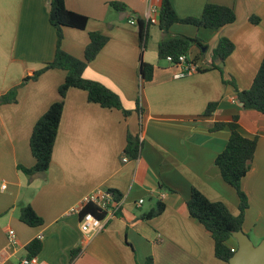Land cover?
Segmentation results:
<instances>
[{
	"label": "crops",
	"instance_id": "obj_1",
	"mask_svg": "<svg viewBox=\"0 0 264 264\" xmlns=\"http://www.w3.org/2000/svg\"><path fill=\"white\" fill-rule=\"evenodd\" d=\"M110 1L124 3L126 11L112 9ZM170 2L179 17H199L207 2L230 6L236 16L218 29L170 26L169 35L202 40L201 47L190 51L205 70L180 78L173 77L176 66L157 56L165 34L149 26L145 44L153 32L158 40L156 54L147 55L146 46L140 48L136 25L128 22V15L145 20L160 0H65L68 9L89 20L84 29L62 27L61 49L82 59L88 33L106 35L108 41L82 74L115 92L129 113L101 107L89 102L84 90L69 88L48 170L30 176L18 165L34 164L31 130L58 99L65 72L47 70L22 84L14 103L0 104V262L19 264L27 254L25 246L37 239L41 249L35 259L44 264H144L148 257L153 264H228L214 256L209 232L188 214L186 201L196 188L238 213L237 194L214 162L229 129L210 130L233 115L238 116L240 133L257 139L251 167L241 180L248 203L241 229L253 243L264 239V113L243 108L234 88L222 82V77L233 78L239 90L250 87L264 55V0ZM49 9L50 0H0V96L53 59L57 36ZM252 16L258 17L257 23L250 21ZM221 37L234 48L225 59L213 60L218 68L211 67V51ZM141 60L153 65L149 80L141 78ZM210 102H216V108L204 115ZM127 134L139 141L136 158L124 152ZM96 189L116 191L122 204L103 229L89 237L81 233L78 215L68 211ZM157 201L164 204L162 213L142 218ZM26 205L43 219L41 225L19 220L20 208ZM8 230L16 235L15 245L8 242ZM228 244L236 249L233 238Z\"/></svg>",
	"mask_w": 264,
	"mask_h": 264
},
{
	"label": "trees",
	"instance_id": "obj_2",
	"mask_svg": "<svg viewBox=\"0 0 264 264\" xmlns=\"http://www.w3.org/2000/svg\"><path fill=\"white\" fill-rule=\"evenodd\" d=\"M108 5L116 11H126L124 3L110 1ZM135 18V25L139 35V45L142 50L148 36V28L153 23L139 18L137 15H128ZM236 16L230 6L207 2L199 17H179L170 0H160L158 8V28L165 34V37L158 42L157 56L159 59H166L170 56L174 61L181 54L188 55L193 46H202V40L197 37L185 35H169L168 29L174 23L192 24L196 27L218 29L225 24L231 23ZM49 23L56 30V48L52 60L45 62L41 68L34 71L31 75L25 76L20 84L10 88L0 96V104L14 103L16 101L17 89L26 82L36 80L43 72L50 69H60L65 72L63 82L58 86V99L51 103L46 111L36 120L29 136V147L34 164L31 167L18 165V169L28 175L42 174L48 170L54 142L56 139L58 126L64 107V98L69 88H78L86 92L89 102L99 104L104 108H115L123 112L124 115L129 110L123 108L119 96L103 83L88 79L82 72L86 65L93 60L108 41L106 35L92 31L88 33L89 42L84 49L82 59H78L61 49L62 27L68 26L84 29L88 23V16L73 10L65 5V0H50L48 15ZM253 23L258 22V17H250ZM234 44L226 37H221L216 46L211 51L210 66L218 68L213 63L216 58L225 59L233 50ZM141 59V53H140ZM194 61L197 57L193 58ZM198 70H205L198 67ZM222 76L223 72L219 68ZM153 65L141 60L140 74L143 80H149L152 76ZM222 82L231 85L236 93L237 100L242 103L243 108H251L264 113V55L259 68L248 89L239 90L233 78L225 79ZM216 102L207 104L204 115L211 114L216 108ZM228 127L229 136L224 149L215 157V165L220 171L222 179L231 185L238 197V213L232 214L226 205L220 201H211L196 188H191L190 196L186 201L188 214L198 220L209 232L214 245V256L226 263L233 254L234 250L228 244L231 239V232L241 229L244 211L247 208V197L241 188V180L251 167L256 149V137H247L240 133L238 116L233 115L228 122L214 123L210 130H217ZM124 152L131 158H136L139 154V141L137 137L130 134L126 136ZM116 198L120 195L114 191ZM164 210V204L157 201L156 205L142 215L144 219H151L158 216ZM92 212L96 216L101 214L96 212L93 204L84 206L82 213ZM19 220L28 226H38L43 223V219L34 211L30 205L22 206L19 211ZM26 256L34 257L41 249V242L33 239L26 246ZM77 249L71 250L72 255L76 254ZM144 264H153L152 258L148 257Z\"/></svg>",
	"mask_w": 264,
	"mask_h": 264
},
{
	"label": "built area",
	"instance_id": "obj_3",
	"mask_svg": "<svg viewBox=\"0 0 264 264\" xmlns=\"http://www.w3.org/2000/svg\"><path fill=\"white\" fill-rule=\"evenodd\" d=\"M145 20L153 24H157L158 9L155 7H150ZM128 22L132 25L136 23L135 18L132 16L128 18ZM166 60L178 68V71L173 74L174 78H180L198 70L197 63L193 60V58L188 57V55L181 54L175 61L170 56H167ZM124 160H126V158H124ZM142 202L143 200L139 199L137 203L140 204ZM87 204H93L95 206L96 212L101 214L102 217L96 216L92 212L82 213L84 206ZM121 204V197L116 198L112 191L108 189H96L84 195L79 203L71 207L68 212L78 215V223L81 233L91 237L103 229L107 220L119 211ZM38 238H41V236H38ZM7 239L11 245H15L17 242L16 235L12 230L7 231ZM0 264L9 263L6 261H1ZM19 264L44 263L36 261L35 256L31 258L25 256L19 259Z\"/></svg>",
	"mask_w": 264,
	"mask_h": 264
},
{
	"label": "water",
	"instance_id": "obj_4",
	"mask_svg": "<svg viewBox=\"0 0 264 264\" xmlns=\"http://www.w3.org/2000/svg\"><path fill=\"white\" fill-rule=\"evenodd\" d=\"M121 13L125 15V12ZM231 237L236 241V249L228 259V264H264V239L254 244L242 229L232 231Z\"/></svg>",
	"mask_w": 264,
	"mask_h": 264
},
{
	"label": "rangeland",
	"instance_id": "obj_5",
	"mask_svg": "<svg viewBox=\"0 0 264 264\" xmlns=\"http://www.w3.org/2000/svg\"><path fill=\"white\" fill-rule=\"evenodd\" d=\"M150 31H154L155 33H157L159 30H158V27L151 25ZM154 32L148 37L146 44H144L146 46V49H147V55L151 54L152 56H154L156 54V44H157L156 42L158 40L156 37V34ZM188 56L190 58L195 57L194 53L192 51L189 52ZM161 62L164 63V60H162ZM254 244H258V243H254Z\"/></svg>",
	"mask_w": 264,
	"mask_h": 264
}]
</instances>
